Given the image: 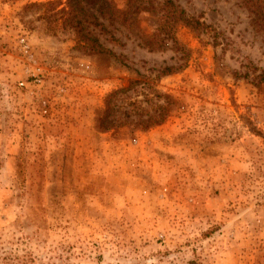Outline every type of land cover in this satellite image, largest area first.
Returning a JSON list of instances; mask_svg holds the SVG:
<instances>
[{
	"label": "rangeland",
	"instance_id": "obj_1",
	"mask_svg": "<svg viewBox=\"0 0 264 264\" xmlns=\"http://www.w3.org/2000/svg\"><path fill=\"white\" fill-rule=\"evenodd\" d=\"M49 1L65 3L0 0V264H264L254 0L87 7L101 55ZM166 1L203 26L166 19ZM131 81L101 130L107 95ZM158 107L167 119L143 128Z\"/></svg>",
	"mask_w": 264,
	"mask_h": 264
},
{
	"label": "trees",
	"instance_id": "obj_2",
	"mask_svg": "<svg viewBox=\"0 0 264 264\" xmlns=\"http://www.w3.org/2000/svg\"><path fill=\"white\" fill-rule=\"evenodd\" d=\"M257 1L258 0L252 2L248 1L247 4L253 3L255 6V9L252 7L249 9L251 12H255L253 24L264 30V8L260 6L264 1L259 0V4ZM44 6L48 11L55 14V19L61 20V25L71 29L75 38L76 47L79 50L88 55H101L110 52L103 46L98 35H96L88 25L93 24L95 27L101 26L98 22V18L95 15H89L86 10L87 7H90L95 9L101 18L113 19L115 16H119L121 12L114 9L110 0H65L64 6L61 8L58 1H49L45 3ZM163 9L165 18L175 22L177 25L189 27L193 30L203 26L199 20L188 18L184 10L176 7L171 1H166L163 5ZM88 19H94V22H88ZM171 71L172 69L166 68L162 73L169 74ZM257 78L258 84L264 86V72L260 73ZM135 84H138L137 81H131L127 88H119L107 95L105 99V110L98 121L101 130H109V128H111L110 126L107 127L105 123L111 122L110 119L114 116L118 99L126 96L132 91ZM158 108H160L158 115H154L144 122L141 121L140 124L144 125L143 128H148L150 124L159 125L167 119L169 111H167L166 108Z\"/></svg>",
	"mask_w": 264,
	"mask_h": 264
}]
</instances>
